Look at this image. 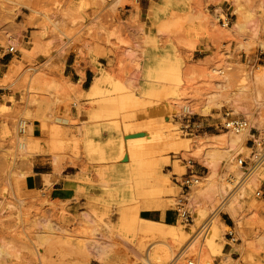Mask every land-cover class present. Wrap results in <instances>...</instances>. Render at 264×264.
I'll use <instances>...</instances> for the list:
<instances>
[{"label":"rangeland","instance_id":"1","mask_svg":"<svg viewBox=\"0 0 264 264\" xmlns=\"http://www.w3.org/2000/svg\"><path fill=\"white\" fill-rule=\"evenodd\" d=\"M225 1H229L228 8L231 7L237 24L233 29H224L203 13L209 25L205 36L217 39L220 59L201 60L195 52L198 35L190 18L183 17L179 24L163 28L164 20L182 17L180 13H172L168 19L154 23L151 28L156 29V35L151 36L137 14L127 19L119 13L127 0H0V105L4 106L0 110V264H143L142 258L157 260L167 251L166 258L162 256V264H188L190 260L196 264H264V199H256L253 194L257 184H252L248 197L242 200L243 209L236 206L242 217L241 224L219 208L224 200L225 206L234 204L245 186L237 187L244 171L233 157L240 152L249 155L246 142L250 136L246 137L242 150L236 149L229 157L217 151V140L233 135L209 131L193 136L181 129L184 107L194 106L195 109L191 108L194 115L214 120L229 109L234 115L249 118L252 126L264 133L263 63L228 62V57L221 52L225 42H236L238 50L248 55L255 49H264V0H207L202 7L222 5ZM163 36L167 38L161 42ZM172 37L178 41L183 60L169 41ZM11 46L18 52L9 54ZM164 52L172 53L182 63V81L176 86L177 95L168 96L174 109L170 116L162 114V106L142 93L145 57ZM94 61L124 79L111 83L121 91L101 95L99 107L115 117L130 115L125 125L142 127L147 119L151 120L154 128L146 134L141 131L142 136L167 135L169 127L176 135L191 140L188 152L159 161L160 171L170 174L174 186L170 196L163 198L171 210L170 221L186 231L191 229V236L186 232L188 245L204 224L218 218L225 224L220 228L221 242L233 252L231 259L227 260L228 255L215 257L204 243L198 242L193 252L180 261L179 252L184 244L173 250L170 239L153 234H142L147 238L139 235L133 244L131 240H135L138 233L124 223L132 215L131 205L139 201L121 203L117 190L106 192L105 206L83 203L80 197L62 201L24 190V179L35 163L48 165V170L57 173L59 166L61 172L69 165H76L82 181L93 186L99 184L95 167L86 161L83 146L75 144L79 131L83 130L80 129L83 121L74 113L73 104L79 105L84 92L81 84H73L64 76L66 64L74 62L78 68L84 67L89 77L98 75ZM123 99L134 100L138 105L123 112ZM206 104L211 105L210 113H202L199 108ZM20 120L28 123L22 136L18 135ZM34 125H39L36 131H32ZM49 128L61 134L56 137L60 142L56 151L50 147ZM132 136L135 134L129 135L124 130L112 137L116 154L121 150L116 161L130 163L126 147ZM26 140L39 144V155H24L19 143ZM56 158L59 166L55 164ZM184 159L193 160L194 170L202 177L200 185L188 193L194 218L189 226L179 219L176 211L180 195L187 193L181 186L182 174L169 166L178 160L186 170ZM164 161L167 164L164 165ZM223 187H227V194ZM193 201L205 211L204 219L195 216ZM195 224H200V228L196 230ZM229 226L234 227L240 237L235 246H229L226 240ZM96 245L104 247V251Z\"/></svg>","mask_w":264,"mask_h":264},{"label":"bare ground","instance_id":"2","mask_svg":"<svg viewBox=\"0 0 264 264\" xmlns=\"http://www.w3.org/2000/svg\"><path fill=\"white\" fill-rule=\"evenodd\" d=\"M182 18L183 17H175L171 19L170 21L164 20V23L162 24L163 28H168V27H172V26L179 24ZM94 65L97 68L100 79L97 78L96 87L90 93L91 97L101 96L106 92L121 91V88L113 87L110 82L103 81L102 79H108L109 75L103 68H101V66L97 63V61H94ZM181 65H182L181 61L178 58H176L175 55L169 52H164L161 55L149 54L144 59L142 69H143V75L145 77L144 79L145 83L142 86V93L145 96L152 97L155 102L161 105L162 108H160V112L164 115L167 114L168 116H170L172 112L174 111L173 107L171 106V103L169 102L168 96L177 95L176 86H178L182 81L181 80ZM219 104L220 103L218 102L217 106L220 107ZM137 105H138V102H135L134 100L132 101V100L123 99V112ZM2 107L4 106L0 105V110L2 109ZM187 108H190V107L187 106L186 109ZM195 108L196 107H194V109ZM199 108H201L202 113H210L211 105L206 104ZM124 127H125V131L129 135H132V134L136 135L138 133H142L141 131H143L145 134L150 133L152 129L154 128L152 121L149 119H147L142 124V127H137V125H132V124L125 125ZM49 129H50L49 135L51 136L50 147H52L53 151H56L57 149H59L57 143H60L56 137L60 136L61 134H60V131L58 130H54L52 128H49ZM80 129H83V128H80ZM168 129H169V133L167 135H160V136L154 137L152 134L151 135L148 134V136L143 135L140 137H135V136L130 137L129 143L126 147L127 157L130 159V163L124 164L125 161H123V162L116 163L114 165L113 174H112L111 179H112V182L115 183L114 185L116 187V190L119 193L120 202L128 203V202L139 201V203H133L134 205L133 206L131 205L132 215L126 218L124 224L128 226V228L134 229L138 234L141 232H148L153 229L154 231H156L153 235L161 239L167 238L171 240V241L170 240L168 241L170 243L171 242L173 243V245L171 244L172 245L171 248L173 250L174 248H178L180 245L184 244L182 247L183 250L181 249V251L179 252L178 259L180 261L183 258H185L187 254L189 253L191 254V251L194 250L193 248L198 242L204 243L209 248L210 251H212L213 253H217L218 249L215 246L216 234L221 232V229H220L221 226L225 225L222 222H220L218 218H215L213 222H208V224L205 225L202 232H200L195 237L193 242L189 243L188 245H187L188 236L185 232V228H183L182 226H179L178 224H176V226H165V225H160V224L148 223V226H147L148 228H147L145 227L147 223L144 221H141L138 218L137 211L140 207L150 208V209L152 208H163L164 209L168 206L167 202L163 198L165 196H170V194L172 193L174 189V186L172 184L170 174H163L160 171L159 161L167 160L170 155L186 153L191 148V145H192L191 140L182 138L176 135L173 132L172 128L168 127ZM83 134H84L83 130H80L78 133V136H79L77 138L78 140L75 144L79 143L80 147L82 145L83 148H87V150L88 149L90 150L92 147V144L89 143L88 141H85ZM248 135H249L248 133H245L239 136L229 135L222 140H217L219 145L216 147V149L218 152H221L224 155L227 154L229 157H231L232 153L236 149L241 148L242 150V148L244 147V142ZM19 148L24 152V155L26 157H33L35 155L40 154L39 144H34L33 142L30 143L27 140L20 141ZM60 148L61 150L63 149L62 147ZM52 156L54 155L52 154ZM59 162L60 161H58V159L56 158V163H55L56 166L59 164ZM169 166L173 167L174 171H177L181 173L182 175L185 174L186 170L184 168V165H182L180 161L176 160ZM57 168L58 170L56 169V171L60 172L61 167L59 166ZM105 173H106V170L104 171V174ZM171 173H173V171H171ZM257 177L258 175H254L248 180L246 185L243 186V189L240 192V194L235 199L234 204L231 203L225 206V200H224L223 204H221L219 207L227 211L231 217L235 218L236 221H238V224H241L242 217L237 207L239 206L240 209H243L242 200H246V198L248 197L250 187L252 186V184L255 183V181L257 180ZM224 189L226 190L227 187ZM225 192L227 194V190ZM192 199L193 198H191V200ZM122 205L124 206V204ZM193 205L195 206L194 207L195 216L199 219H202L205 216V211L202 209L200 204H196V203L194 204V201H193ZM152 238H154V236ZM158 238L155 241H158ZM135 240H131V242H133L134 244ZM139 240H141V238ZM96 248L101 249V251H104V247L101 248V245L99 246L96 245ZM167 252H164L165 256H167L166 255L168 254ZM136 253L141 258L143 257L142 254L139 253L138 251H136ZM160 254L162 255V253ZM162 256H158L160 258L156 257L158 258L157 260L142 258L143 264H162V260H163ZM165 256L163 257L166 258ZM169 258H171V256ZM229 258H230V255L227 256V260ZM167 260L168 258L166 259V261ZM170 260L171 259H169V261Z\"/></svg>","mask_w":264,"mask_h":264},{"label":"crops","instance_id":"3","mask_svg":"<svg viewBox=\"0 0 264 264\" xmlns=\"http://www.w3.org/2000/svg\"><path fill=\"white\" fill-rule=\"evenodd\" d=\"M206 2L207 0H144L139 10L136 8L132 9L130 12L119 10V13H122V16L127 19L137 14L138 19L142 22V25L147 27L148 33L151 36L156 35V29L151 28L154 23L159 20L168 19L172 13H180L183 15L182 17H188L193 21L192 27L198 35L197 40L199 42L195 49L196 54L200 56L201 60H207L209 58L212 60H219L220 44L216 38L210 39L208 36H205L206 30L209 29V25L204 19L203 13L208 14L213 20V9L222 8L231 11V7L228 8L229 1H225L222 5L210 4L203 9L202 6H205ZM126 13L131 14L127 15ZM236 24L237 19L233 18V26L230 29H233ZM165 38H167V36H163L161 42ZM169 41L172 43L177 55L182 59L179 54L180 47L176 38L172 37ZM228 47H230V51H227ZM221 52L228 57V62L241 64L252 63L253 65H261L263 63L264 65V49H255L252 55H248V53L238 50L236 42H225L222 43ZM103 69L106 70L109 75L108 79H102L103 81L120 83L124 80L120 75L110 73L107 68L104 67ZM64 76L69 78L73 84H81V89L84 92L83 98L79 101L80 106L77 104L76 107H74V113L78 114L83 121V137L85 141L92 144L90 150H87V148L83 149L85 151L86 161L95 167V174L99 184L93 186L82 181L80 176L81 171L76 165H69L63 171L57 173L54 170H48L47 168H50L48 165L35 163L32 172L24 179V190L42 193L44 197L51 196L52 199H59L62 201L75 200L80 197L83 199V203L88 202L92 206L94 204L105 206L108 202L106 192L116 191L115 183L112 182L111 179L114 165L123 162L119 160L116 161V159L121 156V150L119 149V154H116L114 138L112 137L116 136L117 133H124L125 123L131 119V116L121 114L119 117H115L107 109L99 107L98 103L101 98L100 96H90L91 91L96 87L97 78L100 79L99 75L95 74V76L89 77L88 71L85 70L84 67L78 68L76 62H74L66 64ZM140 80L141 76L139 84ZM134 118L137 119V116H134ZM37 126L39 125H34L32 131H36ZM107 135L113 136L107 138ZM163 164L165 165L167 162L164 161ZM105 170L106 173L104 174ZM48 183L50 184L48 185ZM137 215L141 221L147 223L145 227L148 226V223L176 226V222L170 221L171 210L169 207L164 209L140 207L137 211ZM204 217L202 219H204ZM194 226L196 230L200 228V224H195ZM155 232L156 231L152 229L148 232H141L138 236L142 234L151 235ZM185 232H187L189 236L193 234L191 233V229L188 231L185 230ZM138 236L135 242L138 240ZM221 241L222 234L219 232L216 234L215 240L218 254L215 253L214 256L220 258V255H232L233 252L228 251Z\"/></svg>","mask_w":264,"mask_h":264},{"label":"built area","instance_id":"4","mask_svg":"<svg viewBox=\"0 0 264 264\" xmlns=\"http://www.w3.org/2000/svg\"><path fill=\"white\" fill-rule=\"evenodd\" d=\"M113 1V0H111ZM116 2H121L122 0H114ZM128 3L120 10L130 12L136 7H140L144 0H127ZM215 8V7H214ZM130 15L131 13H126ZM125 14V15H126ZM234 13L226 9H213V21L217 23L221 28L230 29L233 26ZM9 54H15L18 52L15 46H11L8 49ZM224 75L223 71L219 72ZM76 103L73 104L76 107ZM191 108L184 107V115L181 116V129L187 135L197 136L201 133L208 134V132L219 131L233 136L243 135L248 133L250 139L246 142V147L249 149V155H244L243 153H238L233 157L236 165L239 169L244 171L243 177L237 181V187L246 185L248 180L254 175H258L255 183L257 187L255 188L253 194L256 199H264V133L256 130L249 118L245 116L234 115L233 111L227 109L222 111L220 117L216 120L207 118H200L191 112ZM211 118V117H210ZM27 122L20 120L18 123V135L22 136L26 133ZM177 159V158H175ZM179 159H182L179 158ZM186 163V172L182 175L181 186L183 191L187 193H182L176 202V211L179 219L186 225L189 226L194 223V218L189 207L188 193L200 185L201 175L194 170V161L184 159ZM206 224L197 232V235L202 231ZM226 238L230 246H235L240 242L239 234L234 227H229ZM188 264H196L195 261L190 260Z\"/></svg>","mask_w":264,"mask_h":264},{"label":"water","instance_id":"5","mask_svg":"<svg viewBox=\"0 0 264 264\" xmlns=\"http://www.w3.org/2000/svg\"><path fill=\"white\" fill-rule=\"evenodd\" d=\"M140 136H142V133H138L135 135V137H140Z\"/></svg>","mask_w":264,"mask_h":264}]
</instances>
